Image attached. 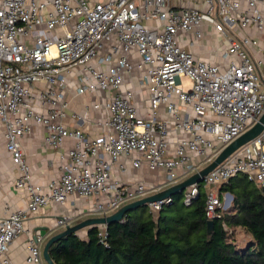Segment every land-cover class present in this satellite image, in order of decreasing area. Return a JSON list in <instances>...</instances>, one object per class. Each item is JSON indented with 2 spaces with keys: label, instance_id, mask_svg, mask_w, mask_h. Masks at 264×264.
Segmentation results:
<instances>
[{
  "label": "built area",
  "instance_id": "obj_1",
  "mask_svg": "<svg viewBox=\"0 0 264 264\" xmlns=\"http://www.w3.org/2000/svg\"><path fill=\"white\" fill-rule=\"evenodd\" d=\"M176 2L0 0V120L6 149L19 172L15 187L27 196L24 209L0 220V264L8 263L5 254L25 231L28 213L62 204L74 194L96 198L91 212L109 215L198 172L258 121L264 112V50L250 32L264 33V0ZM206 26L225 43L220 61L206 60L182 44L187 39L194 48ZM121 47L134 48L137 62L119 55ZM75 67L77 93L115 91L101 122L104 135L90 138L62 122L67 107L63 91ZM133 69L139 70L138 82L148 91V117L138 114L133 92L122 89L125 74ZM182 77L192 82L189 89L181 86ZM38 83L45 87L34 93ZM160 108L165 115L159 116ZM32 124L45 129L46 146L56 149L64 140L72 141L62 175L47 188L32 181L22 156L20 138L32 133ZM172 129L183 135L170 154ZM129 165L163 170L165 180L156 186L124 183L113 174L114 167L124 173ZM238 174L264 190V127L203 177L208 220L231 204L228 192L219 197L214 188ZM198 192V183L189 185L182 192L183 203L188 205ZM171 200L147 206L155 214ZM71 221L65 215L56 223L64 228ZM100 226L104 242L107 225ZM41 239V234L28 238L27 264H45Z\"/></svg>",
  "mask_w": 264,
  "mask_h": 264
},
{
  "label": "trees",
  "instance_id": "obj_2",
  "mask_svg": "<svg viewBox=\"0 0 264 264\" xmlns=\"http://www.w3.org/2000/svg\"><path fill=\"white\" fill-rule=\"evenodd\" d=\"M198 188L188 205L181 192L158 213L147 205L126 212L107 224L104 242L98 226L88 227L86 239L67 234L49 246V257L54 264H264V190L232 177L217 190L232 195L230 207L208 220L202 182ZM237 227L252 237L242 250L233 242Z\"/></svg>",
  "mask_w": 264,
  "mask_h": 264
},
{
  "label": "crops",
  "instance_id": "obj_3",
  "mask_svg": "<svg viewBox=\"0 0 264 264\" xmlns=\"http://www.w3.org/2000/svg\"><path fill=\"white\" fill-rule=\"evenodd\" d=\"M190 5L193 6L194 3L190 2ZM262 8L264 11V7ZM250 34L256 35L259 45L264 50V33L250 32ZM182 44L187 49H192L198 56L212 62L221 60V53L225 46L224 41L208 26L205 27L203 39L196 41L193 45L194 48L188 46L187 39H184ZM119 55L127 56L132 63H136L138 60V54L134 48L126 51L121 47L119 48ZM77 69L78 67H75L71 74L67 76V86L63 91L67 107L66 116L62 119V122L68 128H78L88 137L95 138L105 134L101 122L108 115L107 101L115 91L77 93L75 91ZM139 77L140 72L138 69H133L132 72L126 73L122 89H130L133 92L138 114L142 117H148V91L145 85H141L138 82ZM44 87V84L38 83L34 86L33 92L36 93ZM33 105L37 110L40 109L35 102ZM161 115H165L163 108L159 109V116ZM32 127L33 131L31 134L20 138L22 156L30 167L32 181L42 186V188H47L52 181H57L62 175L63 166L67 161V152L72 146V141L66 139L60 148L56 149L46 146L44 144L45 129L38 124H32ZM4 129V122L0 120V220L14 210L24 209L27 202L26 192L23 189L15 187V181L19 176V172L17 167L12 163L10 153L6 149ZM181 135L183 134L180 131L173 129L170 131V154ZM113 174L118 176L124 183L141 181L148 186H156L165 180V172L163 170L150 171L145 165L138 169H134L129 165V168L124 173H120L114 167ZM214 189L217 191L218 187ZM95 200L96 198L93 197L84 198L73 194L62 204H48L41 207L35 213H28L24 219L25 231L12 241L5 254V258L8 260L7 264H27L25 261L26 246L30 235H42V239L39 242L42 251L46 241L63 229L56 223L60 217L65 215L72 216L70 225L87 218L96 217L91 212ZM98 227L101 226L98 225ZM87 232L88 227H84L78 230L76 234L86 239Z\"/></svg>",
  "mask_w": 264,
  "mask_h": 264
},
{
  "label": "water",
  "instance_id": "obj_4",
  "mask_svg": "<svg viewBox=\"0 0 264 264\" xmlns=\"http://www.w3.org/2000/svg\"><path fill=\"white\" fill-rule=\"evenodd\" d=\"M264 127V112L259 117L258 121L251 126L248 130L234 139L232 142L227 144L218 154L217 156L201 168L198 172H195L188 176L187 178L167 186L155 193L149 194L145 197L133 200L128 202L122 206H120L117 210L112 212L106 216H96L92 218L84 219L80 222H77L73 225H66L61 231L57 232L55 235L51 236L43 246L42 249V256L46 264H54L48 254L49 246L55 242L56 240L60 239L61 237L70 234V233H77L78 230L84 227H91V226H98L102 224H109L118 220H121L124 214L134 208H137L142 205H147L148 203L155 202L162 200L164 198L172 197L178 193L183 192L189 185L193 183H200L203 181V177L211 171L214 167L219 165L227 156H229L232 152L238 149L240 146L257 136ZM229 198H232L230 193H227Z\"/></svg>",
  "mask_w": 264,
  "mask_h": 264
},
{
  "label": "rangeland",
  "instance_id": "obj_5",
  "mask_svg": "<svg viewBox=\"0 0 264 264\" xmlns=\"http://www.w3.org/2000/svg\"><path fill=\"white\" fill-rule=\"evenodd\" d=\"M179 82L185 90L189 89L192 85V82L188 77L179 78ZM231 199L232 198H230L229 203L230 201H232ZM181 202H183L182 199ZM223 203H225V201H223ZM234 236L235 237L233 242L238 250H242L245 246L252 242V237L250 236V234L240 227L236 228Z\"/></svg>",
  "mask_w": 264,
  "mask_h": 264
}]
</instances>
